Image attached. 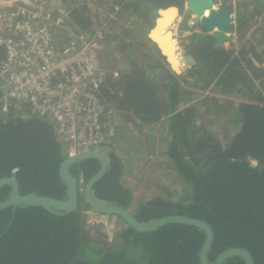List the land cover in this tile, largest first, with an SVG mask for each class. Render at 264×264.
<instances>
[{
	"label": "trees",
	"instance_id": "obj_1",
	"mask_svg": "<svg viewBox=\"0 0 264 264\" xmlns=\"http://www.w3.org/2000/svg\"><path fill=\"white\" fill-rule=\"evenodd\" d=\"M65 1L74 28L92 32L105 25L99 61L111 68L101 85L102 102L114 106L141 132L165 125L163 162L167 160L173 182L180 186L178 193L158 184L155 195L137 198L125 179L129 158L114 145L105 150L109 167L94 186L96 197L130 208L143 222L173 213L203 218L215 233L209 261L229 247L242 246L252 252L255 264H264V92L255 84L259 78L264 87V67L253 60H264V45L245 35L264 0L238 2L239 46L233 41L220 45L213 35L185 39L191 61L180 73L171 68L148 30L160 7L176 4L183 9L186 0ZM223 3L233 7L231 0ZM129 22L136 23L140 34L141 27L148 29L146 35L133 34L124 27ZM115 54L125 59V66L113 62ZM4 56L0 46V62ZM207 114L213 118L210 123L221 120L222 131L203 123ZM63 145L48 119L14 110L0 114V176L16 168L22 192L64 195L66 184L59 174L66 155ZM94 161L78 162L71 170L87 179L96 169L88 171ZM5 193L3 189L1 199ZM89 207L83 200L76 211L63 215L40 206L0 210V264H201L206 236L202 228L170 222L142 232L128 226L116 244L105 246L103 232H98L101 238L85 235L83 217ZM88 250L94 257L85 256ZM223 264H245V259L233 255Z\"/></svg>",
	"mask_w": 264,
	"mask_h": 264
},
{
	"label": "built area",
	"instance_id": "obj_2",
	"mask_svg": "<svg viewBox=\"0 0 264 264\" xmlns=\"http://www.w3.org/2000/svg\"><path fill=\"white\" fill-rule=\"evenodd\" d=\"M223 1L214 0V8L226 7ZM231 4L228 8L236 26L238 2L231 0ZM70 12L65 0H0V46L5 48L0 62V114L14 110L50 120L66 154L73 155L114 146L127 128L135 127L100 98L110 67L99 61L98 53L105 44V25L92 32L78 30L71 24ZM184 15L191 30L200 29L186 10V1L177 22ZM173 31L177 52L183 57L184 32L176 25ZM232 35L237 37L236 30ZM113 60L123 58L115 54ZM113 74L116 77L117 70ZM84 213L88 226L91 221L107 220L90 209Z\"/></svg>",
	"mask_w": 264,
	"mask_h": 264
},
{
	"label": "water",
	"instance_id": "obj_3",
	"mask_svg": "<svg viewBox=\"0 0 264 264\" xmlns=\"http://www.w3.org/2000/svg\"><path fill=\"white\" fill-rule=\"evenodd\" d=\"M213 5L214 0H186L187 12L194 15L192 21L195 25L200 26V29L194 30H191L188 15L182 16L181 20L177 22V18L181 16V8L178 5L170 4L158 9L155 25L151 28L149 37L165 56L174 71L181 72V68L174 57L177 52V45L173 36V27L175 25L179 31L184 32V38L188 40L204 38L209 35V31L220 45L233 39L232 32L235 30V23L233 22L231 9L228 7L217 9ZM160 35H166L169 48L165 47V43L161 42ZM183 60L186 64H189L191 61L186 50H183ZM91 157L102 160L104 165L86 182L75 176L70 169L71 165ZM108 164V157L101 150H85L65 157L61 162L59 171L66 183V197L63 199L36 192L22 193L20 192L19 181L15 174L2 176L0 177V193L2 187L5 185H10L11 190L5 199L0 198V210L11 206L14 209L16 207L40 206L54 214L63 215L76 211L79 208L81 199H83L92 210L104 215L113 214L120 216L126 221L127 225L142 232L156 230L170 222L185 223L202 228L206 236L200 251L201 264H223L225 260L233 255L242 256L245 259V264H255L252 252L242 246L229 247L221 252L214 261H209V251L215 233L211 224L203 218L173 213L158 217L150 222H143L136 217L130 208L116 203H106L98 199L93 193V184L107 171Z\"/></svg>",
	"mask_w": 264,
	"mask_h": 264
},
{
	"label": "rangeland",
	"instance_id": "obj_4",
	"mask_svg": "<svg viewBox=\"0 0 264 264\" xmlns=\"http://www.w3.org/2000/svg\"><path fill=\"white\" fill-rule=\"evenodd\" d=\"M238 2V0H236ZM257 3V2H256ZM255 5V3H254ZM253 8H255L253 6ZM182 10V9H181ZM264 13V8H263ZM130 19H136L135 16H129ZM132 20V21H133ZM261 23V26L259 25ZM136 24V23H135ZM135 24L131 25V23H126L124 27H129L133 31V34H136L138 31L135 28ZM141 34L138 32L139 36L144 37V32L146 28L141 27ZM148 30V29H147ZM146 30V32H147ZM151 30V29H150ZM148 32H150L148 30ZM146 35V34H145ZM246 38L251 41H254L255 44L259 45V42H263L264 40V17L260 18L257 16L254 19L253 23L251 22V26L246 32ZM179 38L182 37V32L179 33ZM131 39L136 41L137 37L131 36ZM239 44V41H237ZM262 45V43L260 44ZM259 45V47H260ZM101 55L103 51H98ZM177 60L179 62V66L181 68V72L185 70V67L188 65L184 62L183 57L179 55L177 52ZM123 61V60H122ZM121 61V62H122ZM121 62L119 65H121ZM123 65V64H122ZM226 100L230 99V96H223ZM236 100H239L238 98ZM203 106V105H201ZM203 113V110H201ZM225 117H222V119ZM213 118L210 114L203 116L202 121L203 123H210ZM221 120H215L210 123L209 127L213 131H222V126L220 125ZM130 122V121H129ZM131 123V122H130ZM133 123V122H132ZM128 131L125 134L121 135V139L115 145L116 148L122 153L123 157L128 160V170L127 176L125 177L126 182L133 188V192L137 198L144 199L149 198L155 195L159 188L157 187L158 184L167 185L171 190L174 192H180L176 189H179V185L173 182L174 175L170 173V166L169 164L163 162L165 158H163V149L166 145V127L163 123H158L156 127H148L147 131L141 132L137 128L133 129L127 128ZM130 129V130H129ZM222 135V134H221ZM223 136V135H222ZM225 138V137H224ZM162 162V163H161ZM116 217H114L115 219ZM112 220L111 217L106 221H91L89 223V227L93 228V230L100 229L101 231L108 234L111 230L109 227V221ZM116 228V227H114ZM101 238L100 236H98ZM111 237V236H110ZM114 238V237H111ZM118 242V241H117ZM101 245V244H100ZM94 252L87 251L85 256L88 258L94 257Z\"/></svg>",
	"mask_w": 264,
	"mask_h": 264
},
{
	"label": "flooded vegetation",
	"instance_id": "obj_5",
	"mask_svg": "<svg viewBox=\"0 0 264 264\" xmlns=\"http://www.w3.org/2000/svg\"><path fill=\"white\" fill-rule=\"evenodd\" d=\"M196 28H199L200 26L199 25H197L196 24V26H195ZM64 144V143H63ZM64 146V145H63ZM108 148H110V147H103V148H100V150L102 151V152H104L106 155H107V151H105L106 149H108ZM91 150H99V149H91ZM68 156V154H66L65 155V157H67ZM108 157V156H107ZM88 159H93V160H95L94 162H91L90 163V167H88L89 169H88V171H92L94 168H96L94 171H93V173L92 174H90V176H88V178L87 179H84V177H83V175L81 176V175H75L74 174V172L71 170V172L75 175V176H77L80 180H84V181H88L90 178H91V176H93L95 173H97L102 167H103V161L102 160H100V159H98V158H86V159H84V160H88ZM84 160H82V161H84ZM81 161V162H82ZM62 162V161H61ZM108 162H109V158H108ZM60 166H61V163H60ZM60 166H59V171H60ZM88 166H89V164H88ZM108 167H109V164H108ZM108 167H107V170H108ZM14 169H16V168H13L12 169V171H11V174H9V175H16V171H14ZM107 172V171H106ZM105 172V173H106ZM104 173V174H105ZM59 174H60V172H59ZM104 174L99 178V179H97L96 180V182L93 184V193H94V186H96V183L104 176ZM2 176H5V175H1L0 177H2ZM61 176V175H60ZM17 177V176H16ZM18 179V178H17ZM18 181H19V179H18ZM66 184V183H65ZM19 187H20V181H19ZM3 189L4 190H6V193H5V195H4V197L6 198L7 196H8V194H9V192H10V190H11V186L10 185H5V186H3L2 187V189H1V193H0V198H1V195H2V191H3ZM20 192H22L21 191V188H20ZM31 192V191H30ZM22 193H26V192H22ZM95 194V193H94ZM96 196V195H95ZM54 197H56V196H54ZM66 197V185H65V188H64V195L63 196H60V197H57V198H61V199H63V198H65ZM4 198V199H5ZM99 199V198H98ZM81 201H83V199H81ZM104 202V201H103ZM107 203V202H106ZM11 207H13V206H11ZM17 208V207H16ZM15 208V209H16ZM7 209V208H6ZM14 209V208H13ZM14 209V210H15ZM87 209H90L91 211H92V213H94V214H98V215H100V217H102L101 215H104V214H101V213H99V212H97V211H95V210H92L90 207L89 208H87ZM3 210V209H2ZM73 212V211H72ZM87 217V215H85V217H83V218H86ZM105 217V219H109L110 217H111V219L112 220H110L109 221V227L111 228V230L112 231H110L109 232V234H108V237H107V233H105V232H103V231H101L100 229H98V231L97 230H93V228H90L88 225H87V229L85 230V235H90V234H95L96 236H100L99 234L100 233H98V232H103L104 234H105V236L103 237V239H104V242H105V246H110V245H114V244H116L117 243V241L119 240V238H120V236H121V233H122V230H124L126 227H128L129 225H127V223H126V221L122 218V217H120V216H117V215H113V214H108V215H105L104 216ZM114 217H116L115 219H114ZM101 219V218H100ZM114 227H116V228H114ZM114 237V238H111V237ZM101 237V236H100Z\"/></svg>",
	"mask_w": 264,
	"mask_h": 264
},
{
	"label": "crops",
	"instance_id": "obj_6",
	"mask_svg": "<svg viewBox=\"0 0 264 264\" xmlns=\"http://www.w3.org/2000/svg\"><path fill=\"white\" fill-rule=\"evenodd\" d=\"M239 1H240V0H238V2H239ZM256 4H257V3H256ZM253 6H254V4L251 5V8H252L253 10H255L256 8H253ZM254 7H255V6H254ZM257 16H260V18H263V17H264L263 9H262V11H261L260 14H256V15H255L254 19H256ZM259 25L261 26V23H259ZM231 41H233V42L236 44L237 41H238V40H237V37H236V38L233 37V39L227 41L228 43H225V45L229 44V42H231ZM262 44L264 45V40H263ZM104 46H105V44H104ZM104 46H103V48H104ZM261 46H262V45H261ZM103 48H102L100 51H103ZM101 55H103V53H102ZM124 60H125V59L123 58V61H122V62H121V61H116V62H118V63L121 62V65H119V66L123 67V66H125V65H122V64L125 63ZM253 60H254V63H255V65H256L257 67H259V68L264 67V60L261 61V62H259L255 57H253ZM113 62H115V61L113 60ZM117 66H118V65H117ZM255 84H256L257 88H259L260 90H262V91L264 92V87L261 86V84H260V79H259V78L255 80Z\"/></svg>",
	"mask_w": 264,
	"mask_h": 264
},
{
	"label": "bare ground",
	"instance_id": "obj_7",
	"mask_svg": "<svg viewBox=\"0 0 264 264\" xmlns=\"http://www.w3.org/2000/svg\"><path fill=\"white\" fill-rule=\"evenodd\" d=\"M160 36H161V42L165 43L164 46L167 47V48H169V46H168V40H167L166 35H160ZM174 57L177 60V52L175 53ZM177 62H178V60H177ZM178 65H180L179 62H178Z\"/></svg>",
	"mask_w": 264,
	"mask_h": 264
}]
</instances>
